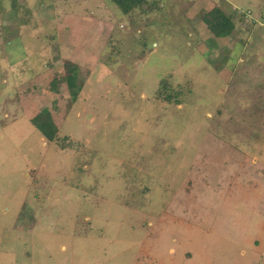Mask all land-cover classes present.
I'll return each instance as SVG.
<instances>
[{
    "label": "rangeland",
    "instance_id": "obj_1",
    "mask_svg": "<svg viewBox=\"0 0 264 264\" xmlns=\"http://www.w3.org/2000/svg\"><path fill=\"white\" fill-rule=\"evenodd\" d=\"M153 2L0 0V264H264V0Z\"/></svg>",
    "mask_w": 264,
    "mask_h": 264
},
{
    "label": "trees",
    "instance_id": "obj_2",
    "mask_svg": "<svg viewBox=\"0 0 264 264\" xmlns=\"http://www.w3.org/2000/svg\"><path fill=\"white\" fill-rule=\"evenodd\" d=\"M112 2L124 14H129L135 9L142 8L143 6L149 8L150 11L158 9L157 3L153 2V0H112ZM14 8L18 10L19 6H15ZM19 12L22 13L24 20H26L25 22L29 21L28 16L31 14L30 9H24L23 11L19 9ZM203 22L215 38L228 37L235 30L232 16L226 15L219 7H214L207 12L203 17ZM26 24H28V22ZM142 55L144 56V53ZM57 82L58 80L56 79L52 82L54 88ZM158 97L162 101L170 103L177 95L169 91L168 85L165 84L160 88ZM31 123L49 143L58 141L60 130L55 124L49 109H44L40 112L31 120Z\"/></svg>",
    "mask_w": 264,
    "mask_h": 264
},
{
    "label": "crops",
    "instance_id": "obj_3",
    "mask_svg": "<svg viewBox=\"0 0 264 264\" xmlns=\"http://www.w3.org/2000/svg\"><path fill=\"white\" fill-rule=\"evenodd\" d=\"M31 13H33V12H31ZM58 19H59V18H58ZM92 21H97L98 23H102V24L105 23V24H106V22L102 21V19H101V20L92 19ZM65 30H66V29H65ZM65 30H64V31H65Z\"/></svg>",
    "mask_w": 264,
    "mask_h": 264
}]
</instances>
